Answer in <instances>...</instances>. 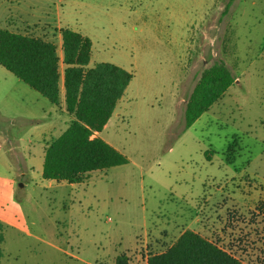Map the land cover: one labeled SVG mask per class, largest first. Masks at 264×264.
Returning a JSON list of instances; mask_svg holds the SVG:
<instances>
[{
    "label": "rangeland",
    "instance_id": "obj_1",
    "mask_svg": "<svg viewBox=\"0 0 264 264\" xmlns=\"http://www.w3.org/2000/svg\"><path fill=\"white\" fill-rule=\"evenodd\" d=\"M0 27L70 28L91 40L89 67L132 73L99 133L127 162L70 184L41 176L66 116L0 65V264H146L186 229L264 264V0H0ZM217 62L234 81L185 128Z\"/></svg>",
    "mask_w": 264,
    "mask_h": 264
},
{
    "label": "trees",
    "instance_id": "obj_2",
    "mask_svg": "<svg viewBox=\"0 0 264 264\" xmlns=\"http://www.w3.org/2000/svg\"><path fill=\"white\" fill-rule=\"evenodd\" d=\"M59 33L61 57L50 39L0 27V65L56 106L62 84L64 111L70 120L44 146L41 176L81 183L92 171L127 162L124 154L93 134L101 132L106 125L132 73L106 62L89 67L90 38L67 27L60 28ZM233 81L230 70L222 62L202 70L185 104V128L220 99ZM128 263V256L121 253L113 264ZM146 264L247 263L230 248L186 229L163 251L149 254Z\"/></svg>",
    "mask_w": 264,
    "mask_h": 264
},
{
    "label": "crops",
    "instance_id": "obj_3",
    "mask_svg": "<svg viewBox=\"0 0 264 264\" xmlns=\"http://www.w3.org/2000/svg\"><path fill=\"white\" fill-rule=\"evenodd\" d=\"M53 34V38H51L52 40H53V42L54 43H56V41H58L59 43H60V45H61V37H60V33H59V29H58V31H56V32H54V33H52ZM50 39V40H51ZM56 45V44H55ZM58 53V52H57ZM59 57H61V54L59 55ZM29 92V93H28ZM34 92H36V93H30V91H27V93L29 94V95H32V96H34L36 99H40L41 97H39V95H37V94H39L37 91H34ZM41 95V94H40ZM42 96V95H41ZM49 102V101H48ZM53 105V104H52ZM53 106H56V105H53ZM56 107H58L59 108V113L60 114H62V115H65L66 116V118H67V121L66 122H64V125L63 126H59V123L60 122H57V123H55V125H54V127L51 129L52 131L49 133V136L50 137H48L49 138V140H47V141H44L43 142V145H42V150H43V148H44V146L52 139V138H54V137H56V136H58L65 128H66V126H67V124H68V122H69V120H70V118H69V116L66 114V112L64 111V105H63V88H62V84L60 83V97H59V105L58 106H56ZM100 133V132H99ZM99 133H94L93 134V136H99ZM100 137V136H99ZM89 262H85V264H88Z\"/></svg>",
    "mask_w": 264,
    "mask_h": 264
}]
</instances>
